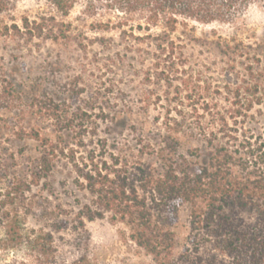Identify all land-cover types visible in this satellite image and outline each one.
<instances>
[{
  "label": "trees",
  "instance_id": "trees-1",
  "mask_svg": "<svg viewBox=\"0 0 264 264\" xmlns=\"http://www.w3.org/2000/svg\"><path fill=\"white\" fill-rule=\"evenodd\" d=\"M14 1L0 0V14L10 10ZM41 1L49 6V11L35 20L24 17L21 26H0V36L51 40L71 46L72 25L56 14L67 17L79 3L86 4L89 14H99L96 4L102 2L104 14L141 16L138 25L121 20L117 29L122 36L146 43L153 50L157 75L167 82L179 77L187 61L181 39L175 37L178 28L187 27L192 21L235 23L254 4L264 2ZM155 28H161V32H155ZM136 30L144 35L136 36ZM254 73L251 69L248 76L255 78ZM33 91L22 113L30 120L51 123L58 136L53 139L43 134L36 124L26 128L25 137L40 145L38 158L28 166V177L2 173L0 227L5 238L2 247L27 251L24 258L6 264H93L85 255L63 258L56 233L71 228L82 230L86 220L105 218L113 224L125 225V236L156 264H264V141L252 142L235 134L238 130L230 121L238 125V118L243 115V98L239 93L231 101L230 112L214 114L209 104H203L201 116H210L213 123L208 130L200 128L205 146L203 150L182 152V128L168 131L156 143L142 138L134 145L110 143L87 124L86 113L72 111L71 106L66 110V102H56ZM255 91L258 92V86ZM17 97L15 83L0 74V109L2 105L10 109ZM61 159L71 165L74 183L86 201L78 199V212L73 218L71 211L57 206L51 230L44 226L28 227L21 203L32 186L51 177L55 163ZM184 206L190 209L191 221L189 236L181 244L175 220Z\"/></svg>",
  "mask_w": 264,
  "mask_h": 264
},
{
  "label": "rangeland",
  "instance_id": "rangeland-1",
  "mask_svg": "<svg viewBox=\"0 0 264 264\" xmlns=\"http://www.w3.org/2000/svg\"><path fill=\"white\" fill-rule=\"evenodd\" d=\"M96 6L99 14H89L85 3L67 17L56 14L72 25L71 46L0 36V74L12 80L19 92L12 109L6 105L0 109V188L2 173L27 178L28 166L39 156L40 145L25 137L26 128L36 124L43 134L58 136L51 123L30 120L22 113L34 89L47 99L66 102V110L71 106L72 111L86 113L87 124L110 143L134 145L141 138L156 143L168 131L182 128V152L205 146L200 128L208 130L213 123L210 116H201L203 104H209L214 114L230 112L231 101L239 93L243 115L238 125L230 121L238 130L235 134L264 141V2L254 4L235 23L192 21L178 28L175 37H180L187 61L172 82L157 75L153 50L146 43L124 37L117 29L121 20L138 25L141 16L104 14L102 2ZM47 11L44 1L15 0L10 10L0 14V26H21L24 17L35 20ZM135 35L144 32L136 30ZM251 69L255 78L248 76ZM74 179L71 165L61 159L48 180L32 186L21 203L28 227L51 230L59 205L74 217L78 199L86 201ZM190 221V209L184 206L175 220L181 244L189 236ZM85 225L82 230L56 233L63 258L85 255L93 264H156L125 236V225L113 224L109 218L86 220ZM4 239L0 227V264L27 256L26 249L2 247Z\"/></svg>",
  "mask_w": 264,
  "mask_h": 264
}]
</instances>
